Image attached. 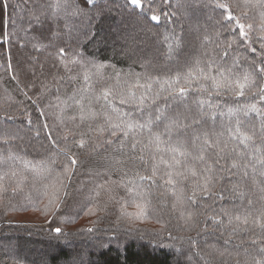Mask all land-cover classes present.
I'll return each instance as SVG.
<instances>
[{
  "label": "trees",
  "instance_id": "16d2710c",
  "mask_svg": "<svg viewBox=\"0 0 264 264\" xmlns=\"http://www.w3.org/2000/svg\"><path fill=\"white\" fill-rule=\"evenodd\" d=\"M217 4L228 5L242 23L252 25L246 28L251 39L242 41L238 30L232 31L235 22L226 21L225 9ZM144 9L141 15L129 0H0V264H264V229L254 223L257 218L264 223V177L251 165L246 179L241 173L245 162L264 156L261 118L244 112L253 102L261 104L247 89L244 96L225 89L216 95L211 81L196 71L197 61L207 71L214 60L242 76L264 59L259 43L264 0H151ZM152 14L159 15V23ZM137 81L145 87H136ZM180 87L186 89L182 98L174 91ZM106 90L112 105L130 113L125 120L154 121L151 130L133 129L128 137L129 143L140 141L136 155L143 154L146 162L154 152L166 159L171 155L156 152L150 140L157 133L169 140L167 126L173 120L177 127L170 143L179 137L193 156L206 150L208 163L220 149L225 167L236 159L241 167L232 170L235 175L213 173L219 177L213 192L225 198L201 197L200 208L182 207L176 198L187 201L199 177L177 183L175 195L160 179L151 187L141 182L143 199L150 203L147 214L138 215L126 189L106 182H127L138 171L150 174V162L146 171L129 158L128 147L122 155L115 143L120 133L110 135L103 115L80 119L81 106L85 113L91 107L115 116L103 99ZM121 98L128 103L121 105ZM193 116L199 124L191 123ZM237 127L241 134L255 132L247 148ZM68 156L77 159L75 166ZM205 166L197 164V171ZM160 167L158 175L166 170ZM230 180H239L243 196H234ZM101 184L115 189L114 199ZM189 210L196 215L182 220L181 211ZM225 211L241 221L229 223ZM218 213L221 224H213L210 217Z\"/></svg>",
  "mask_w": 264,
  "mask_h": 264
},
{
  "label": "snow or ice",
  "instance_id": "6c2138e0",
  "mask_svg": "<svg viewBox=\"0 0 264 264\" xmlns=\"http://www.w3.org/2000/svg\"><path fill=\"white\" fill-rule=\"evenodd\" d=\"M89 4L93 3V0H87ZM129 2L135 6L136 8H139L141 10V15L145 14L144 4L151 3V0H129ZM244 4L250 3V0H243ZM57 9L62 7V5L57 4ZM217 7L225 9L226 21L235 22V28H232L233 32H237L238 30V36L242 41L247 42V40L251 39V35L249 31H246L247 29H252L251 24L245 25L242 23L237 17L233 15L231 11H228L229 6L226 4H217ZM55 15V13H53ZM150 19L152 21H155L159 23V15L152 14L150 16ZM228 26V25H225ZM262 32H264V14H262V27L260 29ZM259 43L261 45V48H264V37L259 38ZM252 51H255L253 48ZM60 54H64V50H60ZM227 55V52L224 53V56ZM211 59V58H210ZM73 63H76V61H73ZM200 61L196 62V71L199 72L201 78L204 80L211 81V87L212 90L215 92L216 95L221 94V89H225L226 91H231L235 93L237 96H244L246 89L249 91H254L256 100L260 102L261 106L258 107L257 103L253 102L251 103L246 110H244L245 115H248L249 112L255 113L257 117L261 118L260 123V131H261V138L264 139V59L260 61L258 65L252 66L251 72H245L242 76L235 75L233 73L232 68L215 64V61L213 60L211 63L208 64L207 71H205L203 68L199 67ZM215 64V75H212L213 72V65ZM95 66V65H94ZM9 67H11V64H9ZM103 67L98 66L97 71L99 72L100 68ZM64 68L68 71H71L68 69V66L65 64ZM188 76L193 75V70L189 69V72L187 73ZM85 81L89 79V76L85 74L84 76ZM174 81L176 83H179L180 76L177 75L174 78ZM165 83H168V81H165ZM136 87H145V85L139 84L137 81ZM149 89H151V84L147 85ZM43 91V90H42ZM179 97H183L184 93L186 92V89L184 87H180L178 90ZM112 95L111 90H106L103 92V99L108 102L109 107H111L112 113L115 114V116H110L106 112L104 113H97L91 109V107L88 108L87 113H85L83 106H81V113H80V119L81 121L85 119H96L98 116L103 115L104 120L106 123L109 124V127L112 129L110 135L113 137H116L118 132L120 133V139L117 140L115 143H118L120 145L118 151L123 155L124 148L128 147L130 149L129 152V158L133 159L134 163L138 165H145V170H149V162H150V174H140L139 171L136 173V178H130L127 182L124 181L122 178L120 181H109L106 183H111L115 185L118 188L126 189V193L128 196L133 198V204L134 207L138 210V215H145L148 212V205L150 201L143 199V191L144 184L141 182H148L149 187L156 185L157 179H160L163 181V184H166L170 186L168 188V191H170L173 195H175L177 188V183H183L184 181L188 180L189 176L191 177H199V180H195L192 182L191 186V195L187 197V201L183 200L181 197H177V202H179L182 207L183 206H191L194 208H200L201 204L199 202V198H203L204 200H207L209 198H215L219 200H223L225 197L223 194H215L213 192V189L215 188V184L213 183L214 180L219 179V177L214 176V172H227L229 176L235 175L232 170L240 168V164L236 159H232V162L230 165L225 167L226 160L223 155L220 153L223 152V149H220L217 151L214 155L215 158L212 160L211 163H208L206 160L205 152L206 150H202L198 155L193 156L192 153L184 147L185 141H181L179 137H177L176 143H170L171 141V132L174 127H177V121L173 120L169 123L167 126V131L169 133V140H162L160 134H154L152 136V139L150 140V143H154L156 146V152H168L171 155L169 158H165L163 155L157 156L156 153H152L149 162H146L144 159L143 154L137 156V145L140 143V141L133 138L131 142H128L129 132H131L133 129H144L148 128L151 130V125L154 123V121H147L146 123H138L133 120H125L124 117L126 115H130V113H123L120 111L119 108L112 105L111 101H109V96ZM101 97H97L96 99L99 100ZM144 97L142 96L140 98V105H143ZM62 103H66V101H62ZM77 104H81V101L77 100ZM119 103L121 105H124L128 103V101L124 98H121L119 100ZM203 101H201V105H203ZM229 111H232L231 109ZM72 119H75V117H72ZM161 119L160 116L156 117V121H159ZM214 119V118H213ZM119 121V122H117ZM192 124H199L200 118L197 116H193L191 120ZM239 124V121L237 122ZM46 127V126H45ZM187 127V126H184ZM102 130V129H101ZM236 134L241 135L242 138L240 139V144H243L246 148L248 147L247 141H252L253 136L255 135V132H253L252 135H249L247 133L241 134L240 128H236ZM205 137H207V134L205 133ZM235 135L233 136V139H235ZM199 139V136L193 137V143H195V140ZM5 142H7L5 140ZM79 146L82 148L84 147L85 141L81 139L79 142ZM105 143L112 145L114 143L111 139H106ZM217 144L220 143L219 140L216 141ZM204 144L208 145V147H212L211 144H209V141L207 138L204 140ZM161 145H166V147H161ZM226 146V145H225ZM147 147V146H145ZM142 151V150H141ZM235 151V149L233 150ZM257 152H259V149H256ZM237 155H241L240 153H237ZM191 157L195 163H189L188 158ZM9 159L12 157L9 156ZM183 158V159H181ZM67 159L70 161V165L75 166L77 164V159L74 156H68ZM55 162V161H53ZM205 163L206 166L203 167L200 171H197L196 165L200 163ZM223 162V163H222ZM161 165L165 166V171H163L162 175H158V173L161 172ZM249 165H251V168L253 171L259 176L264 177V156L258 155L255 158V161L248 160L243 164V168L241 170L242 178L246 179L248 177V171ZM257 165L260 167L257 168ZM66 172H70L71 169L69 167H65ZM125 176H127V173H125ZM3 177H0V180H2ZM255 183V179L253 181ZM229 183H232V192L234 196L241 197L244 195L243 192L237 191L239 186V180L238 181H229ZM101 189H104L106 192H109V199H114V188H107L105 184L99 185ZM181 193L184 192V188L181 187L179 189ZM97 195H99V192H97ZM137 198H139L140 202H136ZM249 204H251V201H249ZM173 209H175V204L173 205ZM223 215L228 217V222L231 223L233 220L241 221L240 215L233 216L232 214L228 212H223ZM196 215L195 212L189 210L187 214H185L184 211H181L180 218L182 220L191 221L193 217ZM219 213L216 214L213 217H210L213 224H221V220L218 218ZM261 216H264V212L261 213ZM243 223H248V218L245 217L242 221ZM255 224H257L260 228L264 229V223L260 222V219L257 218L254 221ZM56 233H60V229H55ZM91 231V229H89ZM264 238V237H262ZM257 241H253V243H256ZM260 253L264 254V248L260 249ZM255 264H261V261H256Z\"/></svg>",
  "mask_w": 264,
  "mask_h": 264
},
{
  "label": "rangeland",
  "instance_id": "374dc122",
  "mask_svg": "<svg viewBox=\"0 0 264 264\" xmlns=\"http://www.w3.org/2000/svg\"><path fill=\"white\" fill-rule=\"evenodd\" d=\"M70 264H73V261H72V263L70 262Z\"/></svg>",
  "mask_w": 264,
  "mask_h": 264
}]
</instances>
